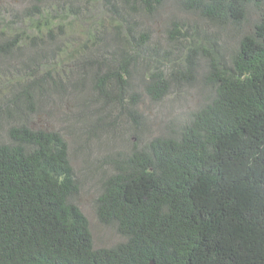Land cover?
I'll return each instance as SVG.
<instances>
[{"label": "trees", "instance_id": "obj_1", "mask_svg": "<svg viewBox=\"0 0 264 264\" xmlns=\"http://www.w3.org/2000/svg\"><path fill=\"white\" fill-rule=\"evenodd\" d=\"M102 1L113 21L89 24L86 41L81 34L64 49L57 45L69 35L56 8L19 12L27 23L15 33L6 25L0 56L16 52L30 72L0 106V264H264V0H178L200 23L172 20L167 49L143 26L167 0ZM251 9L259 19L244 33ZM228 33L237 35L233 49ZM73 61L90 67L96 100L117 107L136 139L105 161L112 173L102 178L96 215L119 237L108 247H95L76 202L67 140L27 122L68 82ZM203 67L204 104L145 140L142 97L184 91Z\"/></svg>", "mask_w": 264, "mask_h": 264}, {"label": "rangeland", "instance_id": "obj_2", "mask_svg": "<svg viewBox=\"0 0 264 264\" xmlns=\"http://www.w3.org/2000/svg\"><path fill=\"white\" fill-rule=\"evenodd\" d=\"M33 5L39 8L48 5L49 12L53 8L58 10L57 14L52 13V17L57 19L69 35L57 45L63 49L80 44L81 34L85 42L84 29L89 27V24L97 26L98 23L104 22L109 26V22L113 21L108 17L102 0H0V41L10 36L6 29L7 24L12 33L16 32L15 28L25 27L27 22H24L19 12ZM174 19L199 22L194 15L182 10L178 0H167L156 17L143 18V26L150 30L153 44L162 49L170 48L165 33ZM258 19L257 11L251 9L250 24L244 33H251ZM57 34H60L58 28L54 30L49 41ZM228 34L226 46L233 49L236 47L237 35ZM52 44L56 45V42ZM173 52L174 57L179 56L181 59V54L176 48H173ZM7 58L11 60L6 61L0 56V106L11 97V83L15 78L30 72L21 69L20 65L23 63L16 52ZM68 66L67 72L71 71L68 82L62 80L58 90L50 92L49 99L47 97L43 102L41 112L27 122L33 128L58 131L67 140L71 164L80 182L76 202L89 220L95 247H108L118 242L119 237L109 227L101 225L96 215V201L101 192L102 178L112 173L105 161L111 152L130 149L136 139L130 121L125 116L117 117V107H103L102 102L96 100V92L91 88L90 67L78 66L75 61ZM204 70L203 67L198 82L192 87L184 91H172L159 102L151 101L146 96L142 97L140 110L150 124L145 140L167 134L171 125L176 127L186 122L189 114L204 104V90L200 82ZM0 140L5 141L6 135H0Z\"/></svg>", "mask_w": 264, "mask_h": 264}]
</instances>
